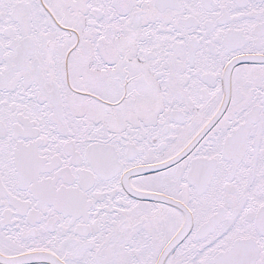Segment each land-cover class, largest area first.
Instances as JSON below:
<instances>
[{
    "label": "snow or ice",
    "instance_id": "snow-or-ice-1",
    "mask_svg": "<svg viewBox=\"0 0 264 264\" xmlns=\"http://www.w3.org/2000/svg\"><path fill=\"white\" fill-rule=\"evenodd\" d=\"M0 264H264V0H0Z\"/></svg>",
    "mask_w": 264,
    "mask_h": 264
}]
</instances>
